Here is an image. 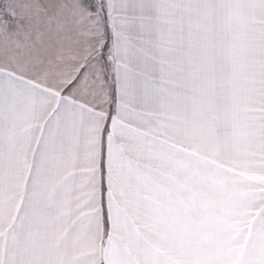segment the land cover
Wrapping results in <instances>:
<instances>
[{"label": "snow or ice", "instance_id": "snow-or-ice-1", "mask_svg": "<svg viewBox=\"0 0 264 264\" xmlns=\"http://www.w3.org/2000/svg\"><path fill=\"white\" fill-rule=\"evenodd\" d=\"M0 264H264V0H0Z\"/></svg>", "mask_w": 264, "mask_h": 264}]
</instances>
